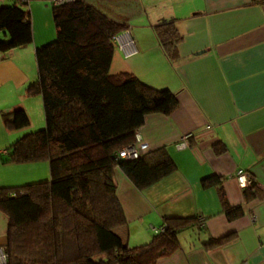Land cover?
Listing matches in <instances>:
<instances>
[{"label":"crops","instance_id":"0c3cea01","mask_svg":"<svg viewBox=\"0 0 264 264\" xmlns=\"http://www.w3.org/2000/svg\"><path fill=\"white\" fill-rule=\"evenodd\" d=\"M88 1L122 22L120 32L129 30L138 48L125 57L113 40L111 72H130L178 99L173 112L149 113L136 130L139 155L165 146L176 170L140 189L115 167L128 219L117 235L138 244L152 237L165 216L190 217L191 226L179 232L180 247L161 264H264V0ZM52 2L27 0L31 42L0 51L1 188L50 179L48 160L14 163L3 156L14 139L45 123L41 94H27L26 87L38 73L36 47L56 35ZM164 20H173L181 34L175 51L160 40L157 26ZM17 106L37 125L7 126L3 112ZM241 173L251 179L246 188L237 182ZM218 184L231 205L242 207L234 219L222 209ZM250 188L256 193L246 197ZM8 223L0 208V250ZM208 237L219 241L203 244Z\"/></svg>","mask_w":264,"mask_h":264},{"label":"trees","instance_id":"16d2710c","mask_svg":"<svg viewBox=\"0 0 264 264\" xmlns=\"http://www.w3.org/2000/svg\"><path fill=\"white\" fill-rule=\"evenodd\" d=\"M26 4L0 5V51L31 42ZM52 14L55 38L36 47L38 73L26 87L27 94H41L45 123L14 139L3 156L14 163L48 160L51 175L23 189L0 187V208L9 218L4 264H161L180 247L179 232L194 218L165 216L162 230L148 241L128 243L117 235L128 219L117 194L115 167L140 189L176 170L165 146L133 158L119 152L135 140L147 114L173 112L177 94L130 72H111L113 38L122 22L92 2H52ZM157 29L163 45L175 51L181 34L173 20L161 21ZM3 117L13 128L30 122L21 106L4 111ZM219 185L222 209L234 219L242 207L231 205ZM255 193L250 188L245 195ZM218 241L208 237L203 244Z\"/></svg>","mask_w":264,"mask_h":264},{"label":"built area","instance_id":"2783aa9c","mask_svg":"<svg viewBox=\"0 0 264 264\" xmlns=\"http://www.w3.org/2000/svg\"><path fill=\"white\" fill-rule=\"evenodd\" d=\"M59 1H63V0H54V2H59ZM113 40L115 44L118 46V48L122 51L125 57H130L137 53L138 48L136 42L129 30H124L122 32L117 33L114 36ZM190 136L191 133L189 132L186 133L184 137L190 138ZM141 138H142L141 135L138 132H136L135 140L131 144L123 147V149L120 150L119 155L129 158L137 157L139 155L137 143L141 140ZM237 182L242 188H246L250 185L251 179L247 174L241 173L237 176ZM158 229L162 230L160 228H157L155 229V232L159 231ZM4 263H5V253L4 250L2 249L0 250V264H4Z\"/></svg>","mask_w":264,"mask_h":264},{"label":"rangeland","instance_id":"374dc122","mask_svg":"<svg viewBox=\"0 0 264 264\" xmlns=\"http://www.w3.org/2000/svg\"><path fill=\"white\" fill-rule=\"evenodd\" d=\"M31 125H32V126H36L37 124H35V125H33V124H29V126H27V127H31ZM35 128H36V127H35Z\"/></svg>","mask_w":264,"mask_h":264}]
</instances>
